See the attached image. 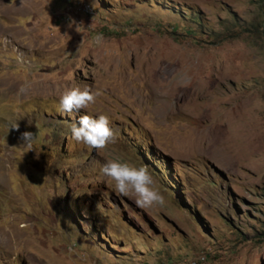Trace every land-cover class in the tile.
Returning <instances> with one entry per match:
<instances>
[{
	"label": "rangeland",
	"instance_id": "obj_1",
	"mask_svg": "<svg viewBox=\"0 0 264 264\" xmlns=\"http://www.w3.org/2000/svg\"><path fill=\"white\" fill-rule=\"evenodd\" d=\"M83 114L115 141L72 140ZM109 159L147 166L164 205L118 195ZM202 256L264 264V0H0V264Z\"/></svg>",
	"mask_w": 264,
	"mask_h": 264
},
{
	"label": "clouds",
	"instance_id": "obj_2",
	"mask_svg": "<svg viewBox=\"0 0 264 264\" xmlns=\"http://www.w3.org/2000/svg\"><path fill=\"white\" fill-rule=\"evenodd\" d=\"M74 24L76 22L71 21L69 28ZM78 26L76 25V29ZM101 41L102 37L98 36L96 42ZM96 95L97 93L87 86L83 89L79 87L66 89L59 98L60 110L72 116L94 103ZM10 129L19 132V123H12ZM35 136L36 133L31 131L20 133V139L25 145H31ZM71 139L99 151L115 141V133L110 127L107 115L100 114L94 117L83 114L79 115L78 123L74 122L71 126ZM101 173L114 182V191L118 195L133 196L137 207L146 209L156 205L163 206L165 203L164 196L154 186L156 182L147 166L136 167L127 162L109 159L101 166Z\"/></svg>",
	"mask_w": 264,
	"mask_h": 264
},
{
	"label": "built area",
	"instance_id": "obj_3",
	"mask_svg": "<svg viewBox=\"0 0 264 264\" xmlns=\"http://www.w3.org/2000/svg\"><path fill=\"white\" fill-rule=\"evenodd\" d=\"M204 259H205L204 256L196 258V259H191V260H189L188 264H199L202 261H204ZM149 264H155V263H149ZM157 264H159V263H157ZM160 264H172V263L171 262H166V263H160Z\"/></svg>",
	"mask_w": 264,
	"mask_h": 264
},
{
	"label": "trees",
	"instance_id": "obj_4",
	"mask_svg": "<svg viewBox=\"0 0 264 264\" xmlns=\"http://www.w3.org/2000/svg\"><path fill=\"white\" fill-rule=\"evenodd\" d=\"M189 18H190V19H193L192 21H194V22L196 21V19H195V18H191V17H189Z\"/></svg>",
	"mask_w": 264,
	"mask_h": 264
},
{
	"label": "bare ground",
	"instance_id": "obj_5",
	"mask_svg": "<svg viewBox=\"0 0 264 264\" xmlns=\"http://www.w3.org/2000/svg\"><path fill=\"white\" fill-rule=\"evenodd\" d=\"M210 140H212V139H210ZM212 144H214V143H212ZM212 144H211V145H212ZM211 145H210V147H211Z\"/></svg>",
	"mask_w": 264,
	"mask_h": 264
}]
</instances>
